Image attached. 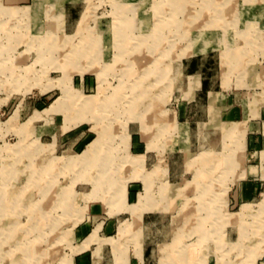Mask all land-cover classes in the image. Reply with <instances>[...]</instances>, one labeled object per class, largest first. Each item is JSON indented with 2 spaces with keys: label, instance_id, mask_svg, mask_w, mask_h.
Wrapping results in <instances>:
<instances>
[{
  "label": "rangeland",
  "instance_id": "obj_1",
  "mask_svg": "<svg viewBox=\"0 0 264 264\" xmlns=\"http://www.w3.org/2000/svg\"><path fill=\"white\" fill-rule=\"evenodd\" d=\"M174 1L0 0V264H73L87 247L97 264L142 250L146 264H264V244L250 253L264 178L232 198L244 131L223 109L264 106V0ZM194 59L224 97L211 116L197 76L184 86ZM196 92L187 130L179 104ZM105 219L120 224L115 239H99ZM198 226L186 258L167 260L163 244Z\"/></svg>",
  "mask_w": 264,
  "mask_h": 264
},
{
  "label": "crops",
  "instance_id": "obj_2",
  "mask_svg": "<svg viewBox=\"0 0 264 264\" xmlns=\"http://www.w3.org/2000/svg\"><path fill=\"white\" fill-rule=\"evenodd\" d=\"M26 1L27 0H3L4 3L12 4L13 6L22 5ZM198 68V61L196 59L183 62V72L186 74V83L184 86L185 89L188 90L190 82L188 77L197 76L198 83L195 87H193V90L200 92L199 94H202L206 99H208V103L205 106L207 107L211 116L212 111L215 112V114L217 113V110L219 108L218 101L223 100L224 97H220L219 100V92L212 90V83L210 79H207L205 77L203 78L201 74H198ZM197 92L194 93V95L191 94V97H189L190 99L185 100V102L179 104L178 112L182 119H184V121H177L187 130L190 128L191 124L194 123L193 117H188V115L191 113V109L193 107L194 109L196 108V101L200 99V95H198ZM192 101H194L195 103H192ZM223 109H225L224 114L227 116V120L229 119L228 121L224 122L229 124L239 123L241 129L244 131L243 150L241 151L242 159L240 161L241 164L238 168L233 169L231 173L232 176H236V179L234 180L235 182H233L234 184L232 185L234 189L232 198L237 202H242L252 198L257 193L259 188V184L257 181L264 178V146L262 150L256 151V149H258L259 147V140H257L258 137L255 136V134H257L261 129L264 137V120H262L261 123L259 122L260 119L264 118V106L253 110L249 108V106L244 107L242 105H237L235 102H231V100L228 98L227 104L223 106ZM250 114L255 115V117L249 118L248 116ZM213 125L215 127L218 126L217 117L213 118ZM132 146H135V144L130 142L129 147L131 148ZM249 148L253 149L254 151H249ZM186 162H188V159H185L184 166L187 165ZM170 164L171 162L169 163V165ZM171 178H173V175H171V173L169 172V179L171 180ZM127 194L128 189L126 198ZM100 211L101 210H98L97 206L94 205L89 209L90 213H97ZM119 225L120 224L118 222L114 223L111 220L105 219V221H101L100 223H98L94 227V229L103 231L104 236H99V239H115V235H117L116 233L119 232ZM86 230L87 227L85 224L81 225L80 227L78 226L75 232L79 237H82L83 233L86 232ZM84 242L82 241L81 244L77 245V247L82 245ZM104 242L107 243L108 241ZM88 248L89 247L75 253L73 264H97V261L93 256V252L91 251V253L89 254L85 251ZM102 258V264H108V261L106 260L107 258L104 256ZM146 260L147 256L142 250L141 257L134 254L132 258H130L128 264H146Z\"/></svg>",
  "mask_w": 264,
  "mask_h": 264
},
{
  "label": "bare ground",
  "instance_id": "obj_3",
  "mask_svg": "<svg viewBox=\"0 0 264 264\" xmlns=\"http://www.w3.org/2000/svg\"><path fill=\"white\" fill-rule=\"evenodd\" d=\"M173 2H176V1H174V0H172ZM172 3V2H171ZM37 8V7H36ZM34 9V8H33ZM176 9V8H175ZM180 9V8H179ZM10 10V9H9ZM18 11V10H17ZM11 12V11H10ZM178 12V11H177ZM4 13V12H3ZM30 13V12H29ZM63 13V12H62ZM28 14V13H27ZM11 15V14H10ZM35 15V14H34ZM37 15V14H36ZM5 16V15H4ZM27 16V15H26ZM8 17V16H7ZM31 17V16H30ZM35 17V16H34ZM49 18V17H48ZM35 20V19H34ZM41 36V35H40ZM42 37V36H41ZM42 39V38H41ZM32 40V39H31ZM90 40V39H89ZM92 40V39H91ZM34 41V40H33ZM87 41V40H86ZM94 41V40H93ZM104 41H105V39H104ZM111 41H112V38H111ZM35 42V41H34ZM107 42V41H106ZM109 42V41H108ZM107 42V43H108ZM90 43V42H89ZM105 43V42H104ZM106 43V44H107ZM88 44V43H87ZM105 44V45H106ZM41 45V44H40ZM47 45V44H46ZM52 45V44H51ZM51 45L49 46V47H51ZM104 45V46H105ZM41 47V46H40ZM44 47V46H43ZM40 49H42V47L40 48ZM42 51H46V49L44 48V49H42ZM44 55V54H43ZM131 56V55H130ZM133 56V55H132ZM55 57V56H54ZM42 58V57H41ZM131 58V57H130ZM129 58V59H130ZM137 58H139V57H137ZM128 59V60H129ZM138 60V59H137ZM135 62V61H134ZM137 62V61H136ZM63 95V94H62ZM67 95V94H66ZM68 96V95H67ZM56 100V99H55ZM67 100V99H66ZM90 101V100H89ZM110 102V101H109ZM56 104V101H54L51 105H50V108L51 107H54V105ZM80 108V107H79ZM84 111V110H83ZM96 118V117H95ZM89 150V149H88ZM205 162V161H204ZM264 202V201H263ZM139 203V202H138ZM264 204V203H263ZM246 207V206H245ZM137 208H140L139 206H137ZM260 208V207H259ZM262 209V208H261ZM131 210V209H130ZM135 210V209H134ZM133 210V211H134ZM147 209L145 208L144 209V207H141L140 209H139V213L136 215L137 216V218L138 219H140V217L142 216V214H143V212H145ZM195 210V209H194ZM209 210V209H208ZM132 211V212H133ZM137 211V210H136ZM148 211V210H147ZM258 212H259V210H258ZM201 214V213H200ZM199 214V215H200ZM211 215V214H210ZM258 215V214H257ZM256 216V215H255ZM194 217V216H193ZM196 217H197V215H196ZM204 217H205V215H204ZM235 217V216H234ZM143 219V218H142ZM191 219V218H190ZM204 219V218H203ZM186 220V219H185ZM183 221V225H185V224H187L188 223V221L189 220H186V221ZM208 220V219H207ZM212 223V222H211ZM227 224V223H226ZM202 225V224H201ZM211 227V226H210ZM201 227L200 226H198V227H195V228H193L192 230H191V233L190 234H188V235H183V233H182V230H178L177 232H176V235H174V237L172 238V240L170 241V242H168V243H164L163 244V247L161 248V251L164 253V257L167 259V260H171L173 257L171 256V251L170 250H173L174 252H176L180 257H185L186 258V256H185V253H186V251H187V248H188V246H190L189 244H191V243H194L195 241H197V240H194V241H192L191 243L189 242V243H182L183 241H182V237L184 236V237H190V235L192 234V233H195L196 234V236L197 237H199V236H201L202 235V229H200ZM243 229H244V227H242ZM176 230V229H175ZM122 231H124V228L122 229ZM205 231V230H204ZM211 232V231H210ZM252 232V231H251ZM204 235H206V233L204 234ZM243 235V237L245 236L244 234H242ZM203 237V236H202ZM255 237V236H254ZM201 238V237H200ZM107 240V239H106ZM191 241V240H190ZM199 242V241H198ZM208 242V241H207ZM222 242V241H221ZM236 242V241H235ZM238 242V241H237ZM260 243H262V244H264V234L262 235L261 234V238H259V240L256 242V243H254V244H252L251 246H254V248L252 247L251 248V246H249L248 248H251L250 250V253L252 252V254H253V252H255V250H258V247L260 246ZM216 244V243H215ZM214 244V245H215ZM30 245H32V244H30ZM197 245V244H196ZM237 245H238V243H237ZM175 246H177V248L175 247ZM233 247V246H232ZM99 248H100V246H99ZM196 248V247H195ZM194 249V248H193ZM202 249V248H201ZM200 249V250H201ZM240 249V248H239ZM30 250V249H29ZM264 250V249H263ZM8 252V251H7ZM249 252V251H248ZM32 254V253H31ZM255 255V254H254ZM188 256V255H187ZM30 257V256H29ZM22 264V263H21Z\"/></svg>",
  "mask_w": 264,
  "mask_h": 264
}]
</instances>
